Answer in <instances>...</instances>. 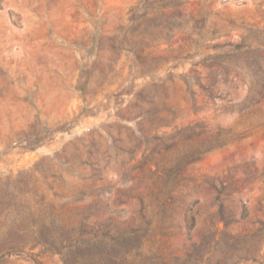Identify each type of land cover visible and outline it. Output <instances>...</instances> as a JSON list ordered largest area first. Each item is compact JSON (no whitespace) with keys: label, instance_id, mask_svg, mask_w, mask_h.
Masks as SVG:
<instances>
[{"label":"rangeland","instance_id":"1","mask_svg":"<svg viewBox=\"0 0 264 264\" xmlns=\"http://www.w3.org/2000/svg\"><path fill=\"white\" fill-rule=\"evenodd\" d=\"M0 264H264V0H0Z\"/></svg>","mask_w":264,"mask_h":264},{"label":"trees","instance_id":"2","mask_svg":"<svg viewBox=\"0 0 264 264\" xmlns=\"http://www.w3.org/2000/svg\"><path fill=\"white\" fill-rule=\"evenodd\" d=\"M237 47H240V46H236V48H237Z\"/></svg>","mask_w":264,"mask_h":264}]
</instances>
